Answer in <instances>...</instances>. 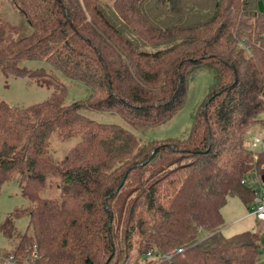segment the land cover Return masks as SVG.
<instances>
[{"label":"trees","instance_id":"trees-1","mask_svg":"<svg viewBox=\"0 0 264 264\" xmlns=\"http://www.w3.org/2000/svg\"><path fill=\"white\" fill-rule=\"evenodd\" d=\"M258 1L12 0L25 21L0 15V71L42 76V68L30 71L22 62L45 61L90 92L64 104L56 81L60 90L36 104L0 99V188L16 180L30 203L0 224L9 237L13 217L28 216L9 256L18 264H257L259 231L224 237L221 207L230 194L252 203L249 182L264 185V151L244 143L254 124L264 128ZM230 27L237 38L231 51L218 50ZM199 69L211 71L214 82L187 136L142 141L132 130L173 117ZM217 97L213 125L204 107ZM85 110L117 114L130 128L98 122ZM231 126L239 131L235 142L226 133ZM52 138L76 141L57 159ZM162 152L169 155L128 188ZM52 185L58 196L44 197Z\"/></svg>","mask_w":264,"mask_h":264},{"label":"rangeland","instance_id":"rangeland-1","mask_svg":"<svg viewBox=\"0 0 264 264\" xmlns=\"http://www.w3.org/2000/svg\"><path fill=\"white\" fill-rule=\"evenodd\" d=\"M113 0H101V2L108 5L112 4ZM0 15L8 18L10 22L17 23L25 21L24 17L19 13L18 8L13 4L12 0H0ZM233 33V27H230ZM235 33L231 36L222 34L220 36V43L216 46L218 50L231 51L233 44L230 42L236 41ZM242 46H246L245 43H240ZM22 65L28 68L30 71H36L41 69L45 72L42 76H36L30 74L25 77H19L14 75L3 74L0 71V99L7 102L12 106L26 107L32 104L42 102L47 99L52 92L60 90L57 83H61L65 88L64 104H70L78 100H86L89 97L90 89L84 82L71 79L65 76L61 71L55 69L45 61H24ZM214 74L206 69H199L193 73L192 77L187 82L186 94L179 110L168 121L148 128L145 131H134L142 141H163L169 139H182L185 138L192 125L194 115L199 106L206 99L210 90L213 87ZM48 86V84H50ZM47 84V85H46ZM220 97L215 98L211 103L204 107V114L206 116L216 117L217 107L219 105ZM85 115L98 122L115 123L124 127L130 128L122 118L117 114L110 112H102L96 110H85ZM259 117L264 118V112L259 114ZM217 119V118H216ZM226 132L231 142H235L239 136L238 129L235 130L233 126L229 129L227 127ZM255 135L264 136V128L259 123L254 124L246 133L245 146L251 148V140ZM76 139L70 141H60L52 138L50 150L54 153L57 159L65 156L67 150L75 143ZM169 155L167 152L160 153L157 158L147 165L145 170L139 176L131 177L127 181V187L131 188L137 186L140 181H143L148 177L153 168L157 166L162 157ZM44 197L55 198L58 196L59 191L52 185V188L45 190ZM29 201L21 195V189L16 180L4 183L0 188V224L6 217L14 216L15 211L25 209L29 205ZM252 203L245 205L238 196L230 194L226 198L225 204L221 207V214L224 220V225L221 228V234L224 237H229L238 234L243 231H258L256 219L249 215L250 207ZM119 209L120 203L114 204ZM145 214V213H143ZM119 213L115 209L114 211V223L113 226L117 228ZM12 222L14 224L12 233L9 237L4 236L0 231V264H11L3 261L2 258H7L12 251L14 244L16 243L19 234H22L26 230L28 224V216L20 214L18 217H13ZM205 236V233L201 234ZM260 244L262 250L257 258V264H264V234L260 235ZM178 248V247H177ZM176 248V249H177ZM175 249V250H176ZM177 252V251H176ZM181 253V252H178ZM158 255V254H156ZM136 253L131 254V258H135ZM144 258V254L141 259ZM113 264V261L110 263Z\"/></svg>","mask_w":264,"mask_h":264},{"label":"built area","instance_id":"built-area-1","mask_svg":"<svg viewBox=\"0 0 264 264\" xmlns=\"http://www.w3.org/2000/svg\"><path fill=\"white\" fill-rule=\"evenodd\" d=\"M251 148L255 152L264 151V136L255 135L251 140ZM251 186L254 187V198L252 201V205L250 207V213L253 215L257 221V227L260 235L264 234V185L254 182H249ZM177 251V252H176ZM183 247H178L175 252H182ZM172 254L167 255H155L157 259H165L169 258ZM148 256H153V253L150 251ZM34 257V256H33ZM33 257H31L30 261H34ZM3 261L18 264L12 256H8L7 258H2ZM28 262L24 263L27 264Z\"/></svg>","mask_w":264,"mask_h":264},{"label":"water","instance_id":"water-1","mask_svg":"<svg viewBox=\"0 0 264 264\" xmlns=\"http://www.w3.org/2000/svg\"><path fill=\"white\" fill-rule=\"evenodd\" d=\"M258 7H259L260 11L263 10V5H262V1L261 0L258 1Z\"/></svg>","mask_w":264,"mask_h":264},{"label":"crops","instance_id":"crops-1","mask_svg":"<svg viewBox=\"0 0 264 264\" xmlns=\"http://www.w3.org/2000/svg\"><path fill=\"white\" fill-rule=\"evenodd\" d=\"M249 215H251V213H249ZM251 216H253V215H251ZM254 217V216H253ZM255 218V217H254Z\"/></svg>","mask_w":264,"mask_h":264}]
</instances>
